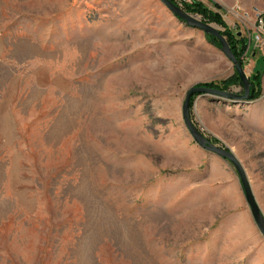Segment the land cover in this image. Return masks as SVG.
<instances>
[{
    "label": "rangeland",
    "instance_id": "374dc122",
    "mask_svg": "<svg viewBox=\"0 0 264 264\" xmlns=\"http://www.w3.org/2000/svg\"><path fill=\"white\" fill-rule=\"evenodd\" d=\"M198 31L158 0H0V264L255 263L264 239L234 167L182 119ZM240 32L246 66L261 47ZM260 89L197 95L190 117L264 217Z\"/></svg>",
    "mask_w": 264,
    "mask_h": 264
},
{
    "label": "crops",
    "instance_id": "0c3cea01",
    "mask_svg": "<svg viewBox=\"0 0 264 264\" xmlns=\"http://www.w3.org/2000/svg\"><path fill=\"white\" fill-rule=\"evenodd\" d=\"M208 5L207 0H199ZM220 7V13L227 24L228 28L234 32H240L245 29L251 34H255V25L257 19L262 23V36L264 39V0H211ZM202 32V31H198ZM241 33V32H240ZM204 33L197 35V44L200 51H193L190 58L185 56L183 65L180 69V83L183 92L187 91L191 86L199 83H208L226 79L234 72L233 65L222 54V52L212 44L206 42L203 38ZM248 34V33H247ZM242 35V34H241ZM248 39V35H246ZM192 53V51H191ZM249 54V53H248ZM258 54V55H257ZM248 63L244 68L246 75L259 73L260 78L264 77V46L256 53L253 49L248 55ZM187 59V60H186ZM263 62V71L258 70V65ZM201 95V104L204 100ZM259 255L255 258L254 264H264V245L259 249Z\"/></svg>",
    "mask_w": 264,
    "mask_h": 264
},
{
    "label": "water",
    "instance_id": "95a60500",
    "mask_svg": "<svg viewBox=\"0 0 264 264\" xmlns=\"http://www.w3.org/2000/svg\"><path fill=\"white\" fill-rule=\"evenodd\" d=\"M158 1L178 20L183 21L186 25L192 28H196L202 31L205 35H209L212 38H215L220 44L219 46L220 51L228 59V61L232 63L233 69L238 75V78L242 86V94H238L233 91H221L217 89L192 86L186 92L181 107V113H182L184 126L188 130L193 141L202 149H205L206 151H209L210 153L217 155L219 158L229 162L234 167L239 179L240 187L243 192L245 203L250 211L255 226L257 227L259 233L264 239V217L255 201V198L253 196L249 182L247 180V177L245 175L242 166L240 165V163L238 162V160L231 151L223 148H219L211 144L210 141L201 133V131L195 127L190 117V99L191 96L194 94H198L200 96L204 95L213 98H220L223 100H232L235 103H248L251 100L252 91L250 90V83L244 73L242 63L236 61L225 38L221 36L218 30L215 29L213 26L204 23L194 18L193 16L189 15L188 13L183 11L180 7L173 4L170 0H158Z\"/></svg>",
    "mask_w": 264,
    "mask_h": 264
},
{
    "label": "trees",
    "instance_id": "16d2710c",
    "mask_svg": "<svg viewBox=\"0 0 264 264\" xmlns=\"http://www.w3.org/2000/svg\"><path fill=\"white\" fill-rule=\"evenodd\" d=\"M171 2H174V0H170ZM208 4L211 5V7H208L204 3H202L199 0H189V3L183 4V9L187 13H191L197 16H200L201 21L207 23V24H214L221 28V30H218L219 34L223 36L229 45V48L235 57L236 61L242 63V67L245 66V61L243 59V54L246 49L247 41L242 35H237L233 30L229 29L225 22L223 21L222 15L220 13L221 7L211 1L207 0ZM208 40L217 48L219 49V42L212 38L209 35H205ZM220 50V49H219ZM248 81L250 83V90L252 91V100H256L260 96V75L258 73H255L254 75L250 76L248 78ZM196 87H205L210 89H218L221 91H227L232 86H239L241 87V82L238 78V75L234 71L231 76H229L226 79L219 80V81H212L209 83L204 84H197ZM198 94H194L191 96L190 99V109L192 107V102L195 96Z\"/></svg>",
    "mask_w": 264,
    "mask_h": 264
},
{
    "label": "built area",
    "instance_id": "2783aa9c",
    "mask_svg": "<svg viewBox=\"0 0 264 264\" xmlns=\"http://www.w3.org/2000/svg\"><path fill=\"white\" fill-rule=\"evenodd\" d=\"M255 32H256L255 37H254L255 43L257 44V46L262 48L264 46V39L262 36V23H261L260 19H257V21H256ZM248 40H250L249 37H248ZM249 43H250V41H249Z\"/></svg>",
    "mask_w": 264,
    "mask_h": 264
}]
</instances>
